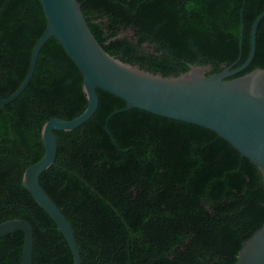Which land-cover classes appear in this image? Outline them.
Instances as JSON below:
<instances>
[{
    "label": "trees",
    "instance_id": "trees-1",
    "mask_svg": "<svg viewBox=\"0 0 264 264\" xmlns=\"http://www.w3.org/2000/svg\"><path fill=\"white\" fill-rule=\"evenodd\" d=\"M103 48L164 76L190 64L208 74L251 48L264 0H79ZM244 23L241 44V26ZM48 25L41 0H0V96L27 76ZM264 68V18L251 64ZM83 74L59 40L43 45L25 91L0 103V223L28 221L33 264H74L56 222L23 185L45 154L43 125L74 119L88 106ZM99 107L84 124L55 131L56 162L40 182L71 223L82 264H233L264 224V176L231 143L203 126L127 107L98 88ZM22 231L0 238V264H23Z\"/></svg>",
    "mask_w": 264,
    "mask_h": 264
},
{
    "label": "water",
    "instance_id": "water-1",
    "mask_svg": "<svg viewBox=\"0 0 264 264\" xmlns=\"http://www.w3.org/2000/svg\"><path fill=\"white\" fill-rule=\"evenodd\" d=\"M48 25L37 41L26 78L8 98L7 105L17 99L30 83L43 45L51 37L59 40L80 68L83 90L88 100L85 111L74 119L52 118L42 128L44 156L24 172L23 185L37 203L56 222L68 241L74 264H82V255L74 229L40 182L42 173L57 159L58 141L55 131H70L88 121L99 107L98 88L109 91L127 102L124 110L139 108L184 122L197 124L216 132L250 159L264 176V68H256L233 77L253 61L257 47V31L264 12L255 20L251 32V48L247 60L208 74L212 65L190 64L178 76H164L123 62L107 52L93 34L79 0H41ZM244 23L241 26L243 42ZM22 231L25 235L23 264H33L34 231L24 219L0 223V238ZM233 264H264V224L247 241Z\"/></svg>",
    "mask_w": 264,
    "mask_h": 264
}]
</instances>
